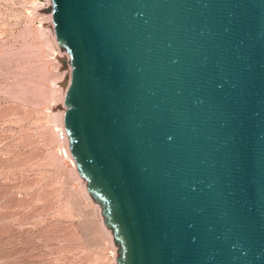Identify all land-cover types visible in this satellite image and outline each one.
<instances>
[{
    "label": "water",
    "instance_id": "1",
    "mask_svg": "<svg viewBox=\"0 0 264 264\" xmlns=\"http://www.w3.org/2000/svg\"><path fill=\"white\" fill-rule=\"evenodd\" d=\"M52 26L125 264H264V0H56Z\"/></svg>",
    "mask_w": 264,
    "mask_h": 264
},
{
    "label": "rangeland",
    "instance_id": "2",
    "mask_svg": "<svg viewBox=\"0 0 264 264\" xmlns=\"http://www.w3.org/2000/svg\"><path fill=\"white\" fill-rule=\"evenodd\" d=\"M55 3L0 0V264H125L65 123L73 54L54 34Z\"/></svg>",
    "mask_w": 264,
    "mask_h": 264
},
{
    "label": "built area",
    "instance_id": "3",
    "mask_svg": "<svg viewBox=\"0 0 264 264\" xmlns=\"http://www.w3.org/2000/svg\"><path fill=\"white\" fill-rule=\"evenodd\" d=\"M58 138H59V140H61L63 142H68V140H69L68 131L66 129L59 131Z\"/></svg>",
    "mask_w": 264,
    "mask_h": 264
},
{
    "label": "bare ground",
    "instance_id": "4",
    "mask_svg": "<svg viewBox=\"0 0 264 264\" xmlns=\"http://www.w3.org/2000/svg\"><path fill=\"white\" fill-rule=\"evenodd\" d=\"M67 155H68V153H67ZM76 176H77V174H76Z\"/></svg>",
    "mask_w": 264,
    "mask_h": 264
}]
</instances>
